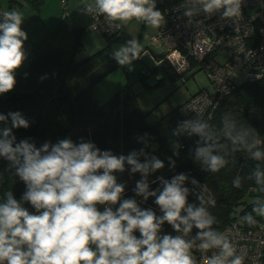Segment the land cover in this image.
Instances as JSON below:
<instances>
[{
  "label": "clouds",
  "instance_id": "clouds-1",
  "mask_svg": "<svg viewBox=\"0 0 264 264\" xmlns=\"http://www.w3.org/2000/svg\"><path fill=\"white\" fill-rule=\"evenodd\" d=\"M242 2L192 0L204 13L222 10L225 18L239 17ZM82 11L104 16L114 29L133 19L153 29L165 23L156 0H94ZM194 11V7H187L184 15L191 17ZM23 23L17 10L5 11L0 17V95L14 89L16 72L27 58L28 34ZM148 55L136 39H130L113 51L112 58L125 67ZM8 116L11 125L0 128V156L15 169L27 190L19 201L8 191L0 203V264H197L193 250L205 255L208 264H243V257L236 255L229 238L211 229L213 218L203 206V197L198 196L201 207L188 204L189 190L181 187L184 175L170 183L163 181V189L153 192L148 191L146 182L137 183V195L145 200L155 197L162 216L152 209L142 210L135 199H122L124 185L117 183L115 173L124 171L125 162L133 172L147 175L150 168L156 171L164 167L161 160L142 164L135 152L117 157L111 151L101 152L91 142L77 145L71 139L57 144L45 142L40 148L27 140L15 143L13 129H27L29 123L19 112H9L7 116L0 114V124L7 125ZM207 127L200 124L193 131L212 139L205 132ZM249 131L225 135L233 146L241 145L259 160L262 153L254 149L262 141L255 134L247 140ZM218 146L223 147L213 143L198 150V156L204 158L213 173L227 163L212 154ZM255 176L258 184L264 183L259 171ZM234 186L240 187L239 180L234 181ZM260 191L264 192V187ZM253 211L264 216V208ZM244 219L255 223L251 216ZM165 223L175 235L163 233ZM194 228L198 231L190 237ZM213 249L218 251L207 256Z\"/></svg>",
  "mask_w": 264,
  "mask_h": 264
},
{
  "label": "trees",
  "instance_id": "trees-1",
  "mask_svg": "<svg viewBox=\"0 0 264 264\" xmlns=\"http://www.w3.org/2000/svg\"><path fill=\"white\" fill-rule=\"evenodd\" d=\"M25 1L40 10L42 0ZM159 1H156L157 8L163 12ZM21 5L22 0H8L6 11L16 10ZM85 5L82 3L66 16L61 15L57 26L31 52L28 63L16 74L14 89L0 95V114L7 116L9 112H19L29 123L27 129H13L15 143L27 140L40 148L45 142L57 144L64 139H71L77 145L82 141L91 142L101 152L111 151L117 157H128L135 152L142 164L148 163L149 155L156 153L163 163L173 161L176 166L163 175L150 168L145 175L133 172L132 166L125 162L124 171L115 173L117 183L124 185L122 199H135L142 210L152 209L162 216L155 197L149 196L145 200L137 195V183L146 182L148 191L153 192L163 189V181L170 183L184 175L185 188L189 190L188 204L201 207L198 196L203 197V206L213 218V231L218 232L232 221L246 228L264 221V216L253 211L262 208L264 203V192L260 191L264 183L258 184L255 176L259 171L260 179L264 181V77L238 85L220 102L212 118L194 125H208L205 132L212 139L194 132V126H186L185 117L178 110L182 103L157 121L148 123L128 82L124 83L121 92L98 105L94 84L115 69L118 62L112 58L114 48L111 41L82 59H74L80 38L90 23V15L82 11ZM60 35H63L61 43L52 46L51 40H57ZM151 58L154 65L141 68V77L153 74L157 77L155 85L180 79L163 59V54L157 52ZM10 125L11 117L8 116V124H0V128ZM246 131H249L247 140L250 141L255 134L262 141L254 149L262 153L259 160L241 145L233 146L225 135L227 132L233 136L243 135ZM213 143L223 147L214 148L212 154L227 161L216 173L211 172L204 158L198 156L201 147ZM193 180L197 183L193 184ZM236 180H239L240 187L234 186ZM26 190L15 169L0 156V201H4L8 191H12L19 201ZM212 201H215L214 206ZM25 207L34 211L30 204ZM98 207L103 210V206ZM246 216H251L255 223L250 224L244 219ZM162 231L171 234L173 230L165 223ZM193 231L198 230L194 228ZM136 235L139 237V233Z\"/></svg>",
  "mask_w": 264,
  "mask_h": 264
},
{
  "label": "built area",
  "instance_id": "built-area-1",
  "mask_svg": "<svg viewBox=\"0 0 264 264\" xmlns=\"http://www.w3.org/2000/svg\"><path fill=\"white\" fill-rule=\"evenodd\" d=\"M67 1L61 0L63 16L69 13ZM159 3L163 5L165 23L157 28L150 43L159 48L158 52L181 81H186L187 73L202 69L213 84V91L200 89L179 106L187 127L191 128L212 118L220 102L238 85L264 77V0H243L241 15L233 18L223 17L222 10L204 13L192 0ZM187 7L195 8L191 17L184 15ZM89 15L88 30L111 36L122 29V24L114 29L104 16ZM220 54L224 57L219 58ZM156 159L157 154L152 153L148 163ZM218 233L229 238L236 255L243 257V264H264V221L253 228L232 221ZM195 235L194 231L190 233V237ZM215 251L218 250H209L206 255ZM193 255L197 264H208L201 252L193 250Z\"/></svg>",
  "mask_w": 264,
  "mask_h": 264
},
{
  "label": "rangeland",
  "instance_id": "rangeland-1",
  "mask_svg": "<svg viewBox=\"0 0 264 264\" xmlns=\"http://www.w3.org/2000/svg\"><path fill=\"white\" fill-rule=\"evenodd\" d=\"M80 1L82 2L86 0H68L67 8L69 11L74 9L75 5L79 6L82 4L79 3ZM59 2L62 15L63 6L61 4V0H59ZM90 2H94V0ZM22 10V16L24 19L23 30L28 34L27 41L28 43H33L34 45L38 44L34 48H29V44L25 43V53L27 58L24 61V66H22L19 71L25 67L28 63L31 52L35 50L41 42V40L39 42L32 41L31 30L28 29L31 28V25H34V22L31 19V14H34L36 19L39 20L40 12L34 9L29 2H27V7L26 5H21L20 11ZM58 19L56 20V26L58 24ZM39 24H42L43 28L46 27L43 23H41V21H39ZM54 28H51L47 32V36ZM156 30L157 28H150L144 22L133 19L127 24H122V29L117 34L113 35V37H107V35L102 31L93 30H87L82 34L80 38V47L75 51V60L82 59L83 57L92 54L110 41L114 50L119 49L121 45L125 44L130 39H136L141 44L142 48L149 53L148 56L134 60L131 65L121 67L118 64L115 69L94 84V95L98 105L102 104L114 93L118 91L121 92L124 83L128 82L137 95L142 112L146 114V121L148 123H153L161 116L170 113L175 107L185 102L189 96L196 93L200 89L206 88L209 91H213V84L202 69H198L193 73H187L185 77H188L185 82L178 78L175 82L165 80L155 85L157 77L153 74L141 77V68L151 67L155 63V61L150 57V54H157L159 51V48L156 45L150 43V39L154 36ZM62 36L63 35L57 37V40H51L50 44L55 46L58 42L61 43L60 37ZM218 57L223 58L224 54H220ZM130 68L131 71H129ZM18 72H16V74ZM163 164L164 167L159 169L160 175L166 174L170 171V168L176 166V163L173 161ZM184 183L185 181L181 184L182 188H185ZM0 203L2 202L0 201ZM262 208H264V203H262Z\"/></svg>",
  "mask_w": 264,
  "mask_h": 264
},
{
  "label": "crops",
  "instance_id": "crops-1",
  "mask_svg": "<svg viewBox=\"0 0 264 264\" xmlns=\"http://www.w3.org/2000/svg\"><path fill=\"white\" fill-rule=\"evenodd\" d=\"M92 0H86V1H80L79 3H88ZM22 5H26L27 7V1L22 0ZM77 6V5H75ZM74 6V8H75ZM8 8V0H0V17H2L3 12H5ZM21 8V6H20ZM20 8L18 7L16 10L20 11ZM34 11V10H33ZM23 10L20 11L22 14ZM39 20L36 19V16L34 14H31V19L34 22V25H31V28H28L31 30V40L34 42H39L47 36V32L56 26V20L58 19V22L61 17V8H60V2L59 0H42V5L40 6L39 10ZM39 21L43 23L46 27L43 28L42 24H39ZM23 27V25H22ZM40 42V43H41ZM26 44H29V48H34L36 45L33 43H28V41L25 42ZM39 43V44H40ZM29 50V49H28ZM24 66V64H23ZM22 68V67H21ZM20 69L17 70V72Z\"/></svg>",
  "mask_w": 264,
  "mask_h": 264
}]
</instances>
